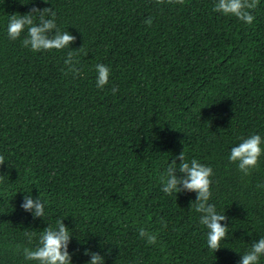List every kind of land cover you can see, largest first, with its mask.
<instances>
[{
    "label": "trees",
    "instance_id": "1",
    "mask_svg": "<svg viewBox=\"0 0 264 264\" xmlns=\"http://www.w3.org/2000/svg\"><path fill=\"white\" fill-rule=\"evenodd\" d=\"M215 2L0 0V264H35L23 248L60 219L72 264L86 249L105 264H240L264 236V155L247 176L228 160L238 138L264 137V0L251 25ZM50 7L75 37L78 73L64 65L68 49L34 53L26 31L7 35L10 15ZM97 63L111 70L102 90ZM182 151L213 169L210 203L228 228L215 253L195 193L161 191ZM30 190L48 201L42 218L20 207Z\"/></svg>",
    "mask_w": 264,
    "mask_h": 264
},
{
    "label": "clouds",
    "instance_id": "2",
    "mask_svg": "<svg viewBox=\"0 0 264 264\" xmlns=\"http://www.w3.org/2000/svg\"><path fill=\"white\" fill-rule=\"evenodd\" d=\"M176 2H180V0H176ZM260 2L261 0H216L214 11L224 16L235 17L239 21L251 25L255 20V16L252 14L253 10L258 7ZM151 22V18L146 21L148 24ZM25 31L26 35L21 41L24 47L34 53L68 49L64 65L70 72H79L78 60L75 58L77 50L73 51L70 48L75 37L69 31H61L57 27L56 13L51 7L43 10L36 9L24 15H10L7 23L8 37L11 40H16ZM95 73V86L102 90L110 82V67L103 63H97ZM117 91V88H112L113 93ZM238 139L239 143L230 148L228 160L230 163L236 164L238 170L247 176L257 166L259 158L264 155V137L255 133ZM176 160L180 161L179 165ZM177 169L183 175L177 176ZM2 176L0 175V177ZM212 176L213 169L210 165H205L196 158L188 161L182 151L171 163L168 161L164 172L160 174L159 181L161 191L168 196L177 197L182 191L195 193V201L191 204L200 214L199 223L207 230V247L215 253L221 248V242L226 237L228 228L227 225L221 223L227 217L217 211L215 204L210 203ZM47 204L48 201L41 192L33 199L30 190L24 192L20 207L35 219L45 216ZM138 231L139 237L144 239L147 244H157V233L143 227ZM25 234L31 239V233ZM72 237L74 236L63 223V219L57 220L55 226L47 227L40 233L38 246L23 248V256L26 261L35 262V264H72V254L68 251ZM84 255L89 257L85 264H105V258L99 252L86 249ZM262 257H264V236L252 243L250 248L241 255L240 264H260Z\"/></svg>",
    "mask_w": 264,
    "mask_h": 264
}]
</instances>
